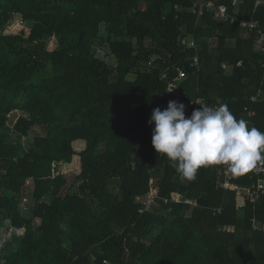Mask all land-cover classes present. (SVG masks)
Segmentation results:
<instances>
[{
  "label": "trees",
  "instance_id": "obj_1",
  "mask_svg": "<svg viewBox=\"0 0 264 264\" xmlns=\"http://www.w3.org/2000/svg\"><path fill=\"white\" fill-rule=\"evenodd\" d=\"M190 8L189 0H0L2 264H264V233L254 229L264 225V201L240 208L237 192L219 187L220 166L182 180L152 147L151 114L170 100L192 102L191 113L225 104L264 132V55L254 36L239 39L236 24L210 13L197 20ZM237 16L264 31V5L253 13L244 0ZM33 129L41 134L28 140ZM258 178L234 174L233 183ZM152 189L145 208L137 198Z\"/></svg>",
  "mask_w": 264,
  "mask_h": 264
},
{
  "label": "clouds",
  "instance_id": "obj_2",
  "mask_svg": "<svg viewBox=\"0 0 264 264\" xmlns=\"http://www.w3.org/2000/svg\"><path fill=\"white\" fill-rule=\"evenodd\" d=\"M185 111L183 103L170 100L165 109L155 108L148 122L154 124L152 147L182 180L194 181L206 167L243 175L264 165V132L237 119L227 105H200L189 117Z\"/></svg>",
  "mask_w": 264,
  "mask_h": 264
},
{
  "label": "built area",
  "instance_id": "obj_3",
  "mask_svg": "<svg viewBox=\"0 0 264 264\" xmlns=\"http://www.w3.org/2000/svg\"><path fill=\"white\" fill-rule=\"evenodd\" d=\"M189 2L191 5L190 11L193 13V15H195L197 20L199 18H202L205 14L210 13L214 21L220 23L236 24L241 30H246L248 33L254 35V45L256 49L264 54V31L260 27L259 22L253 18H251L250 20H246L243 17L240 18L237 16L240 7L244 5V0H231L229 5L230 7L225 5L215 6L211 2L203 0H189ZM252 2L253 13L257 10L258 7L264 5V0H252ZM229 8L232 9V13L229 12ZM194 61L195 63L197 62L196 59ZM240 66L241 63L236 64V67ZM262 66L264 68V64ZM222 69L226 70L228 68L225 65H222ZM259 94L260 92L258 93V96ZM254 100L255 98L252 97L251 101ZM192 104V102H188L185 104L186 117H189L192 114ZM248 173L259 177L257 182L250 186H237L233 183L234 174L228 172L224 167H221L217 172V177H219V187L225 190L237 192L239 198L238 207L240 208H243L247 203L250 205H256L264 201V179L260 178L261 175H264V166L260 165ZM137 200L139 201L140 198H137ZM172 200L176 203L183 202L189 206L194 205L193 201L184 200L179 195L174 196ZM152 203H154V197H151L149 205H151ZM254 229H258L262 233H264V225L262 227H259V225L255 224Z\"/></svg>",
  "mask_w": 264,
  "mask_h": 264
},
{
  "label": "rangeland",
  "instance_id": "obj_4",
  "mask_svg": "<svg viewBox=\"0 0 264 264\" xmlns=\"http://www.w3.org/2000/svg\"><path fill=\"white\" fill-rule=\"evenodd\" d=\"M101 36L102 37H104L105 36V34L102 32L101 33ZM54 41L53 40H51L49 43H48V45H47V48H49V49H52V48H54ZM231 44H232V42H228V45H230L231 46ZM108 52H107V48H106V46H104V47H102V46H98V48H97V52H96V55H97V57H99L100 59H102V60H104L106 63H108V64H110V65H114V63H113V61H112V59L108 56V54H107ZM18 116H20V114L19 113H13L9 118H8V120H9V126H13V124L16 122V120H17V118H18ZM39 134H41V130L40 129H33L32 130V132H31V134L29 135V137H28V140H30V139H32L33 137H34V135H39ZM26 142V139H22V143H25ZM66 175V180H67V185L69 186V185H71V183H72V181H73V176L70 174V173H68V174H65ZM29 190H30V184H29V182H27L26 183V189L24 190V193H23V195L26 197V199H27V202L30 204L29 206H28V208H30V206H31V204L33 203V201L31 200V198H30V195H29ZM65 193V189L64 190H62V194H64ZM156 195H157V190L156 189H152V191H151V193L149 194V196L147 195V196H144V197H142V198H140V200L139 201H141L144 205H145V208H148L150 205H149V203H150V199H151V197H156ZM24 201V200H23ZM23 201H22V203H21V206H20V208H21V210L22 211H25V210H27L28 208H27V205L26 204H23ZM152 204H154V203H152ZM151 204V205H152ZM8 223L7 222H5V225H7ZM35 224L37 225L38 224V220H35ZM2 232V230L0 229V233ZM4 238H5V236H1L0 237V239H1V241H3L4 240Z\"/></svg>",
  "mask_w": 264,
  "mask_h": 264
},
{
  "label": "crops",
  "instance_id": "obj_5",
  "mask_svg": "<svg viewBox=\"0 0 264 264\" xmlns=\"http://www.w3.org/2000/svg\"><path fill=\"white\" fill-rule=\"evenodd\" d=\"M207 2H211L212 4H214L212 1H207ZM215 5V4H214ZM216 6V5H215ZM220 6V5H219ZM239 28V27H238ZM250 35H253V34H250V33H248L246 30H241L240 28H239V32H238V36H239V39H242V40H247V39H249V37H250ZM254 36V35H253ZM254 39V38H253ZM254 48H255V51L257 52V53H260V54H263V53H261L258 49H256V47H255V45H254ZM264 55V54H263ZM238 63H241V62H238ZM228 69H226V70H224V72H225V74L226 75H231L232 73H233V66L232 65H226V64H224ZM263 65V64H262ZM262 68H263V66H262ZM264 69V68H263Z\"/></svg>",
  "mask_w": 264,
  "mask_h": 264
},
{
  "label": "water",
  "instance_id": "obj_6",
  "mask_svg": "<svg viewBox=\"0 0 264 264\" xmlns=\"http://www.w3.org/2000/svg\"><path fill=\"white\" fill-rule=\"evenodd\" d=\"M245 261H247V260H245Z\"/></svg>",
  "mask_w": 264,
  "mask_h": 264
}]
</instances>
